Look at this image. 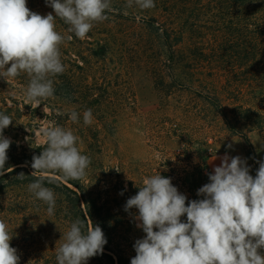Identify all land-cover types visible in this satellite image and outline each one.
I'll use <instances>...</instances> for the list:
<instances>
[{
    "label": "trees",
    "instance_id": "trees-1",
    "mask_svg": "<svg viewBox=\"0 0 264 264\" xmlns=\"http://www.w3.org/2000/svg\"><path fill=\"white\" fill-rule=\"evenodd\" d=\"M194 1L200 0H154L155 7L151 8L150 12L148 9H140L134 0L132 7H127L128 0H110L114 11L106 13L107 20L93 22V27L84 40L69 32L70 26L57 17L55 30L64 37L59 45L61 61L64 69L67 64L77 70L81 81L97 83L98 79L92 73L93 67L99 68L97 65L99 63L112 66L116 45L123 47L124 44H128L134 54H138L139 45L144 42V37L129 36L126 29L131 24H139L146 33H149V36L145 37V47L151 50L152 55L163 60L161 65L152 71L161 108L167 105L166 99L169 98L171 90L187 93L194 100L207 105L205 108L207 114L200 130L196 128L188 130L182 123L177 122L173 129L169 130V136L181 139L185 144V152L190 155L194 153L195 146L207 148L210 145V140H214L218 135L215 128L220 123L230 134L241 135L244 138L247 157L252 165V176L255 177L258 165L247 132L258 131L264 136V0H213L219 8L229 7V12L222 13L226 17L222 31L230 33L234 25L233 20L236 21L235 31L240 41L235 47L228 46V40L225 39L210 51L192 44L188 50L189 55L186 56L180 52V47L186 42V26L189 21V17L185 15L186 5ZM27 7L41 15L48 13L55 15L53 9L46 4V0H27ZM230 7L232 12L229 10ZM231 15L234 17L233 20ZM70 35L73 38L68 40L67 37ZM236 50L239 51L242 60L251 61L252 76L248 79V86L252 91L250 100H244L241 104H231V108H228L222 103L220 95L223 87L226 88L223 79L230 83L228 73L231 70L224 71L215 64L226 62V59H223L226 56H222L221 53ZM71 53L82 62L76 60L71 64L62 59ZM64 73L65 70L55 77L61 82L66 81ZM16 78H22L21 74ZM8 81V78L0 77V82ZM227 88L234 93H243L239 88L238 90L232 86ZM7 99V96L2 98L5 106ZM179 105L184 116L191 118L197 116V110L190 102L179 101ZM6 110L9 108L6 107ZM45 147H37L35 151L38 152L37 155ZM196 150L201 151L202 148ZM203 155L200 160L195 159L191 162L193 182L181 183L180 179L173 182L189 201L201 199L202 197L197 195V190L207 183V176L202 170L206 166H202L201 162H205L210 156L207 150H204ZM7 156L5 163L7 171L0 175V220L6 223L8 232L12 235L10 245L17 249L19 264H58L57 250L65 242V234L70 225L77 219L84 222L85 230L98 225L107 239L102 254L89 258L87 264H130L131 258L136 255L134 247L131 246V242L119 236L117 225L119 221L111 214L110 209L105 208L100 198L90 196L82 185L71 179H64L57 173L45 175L49 173L48 171L33 175L34 169L31 167L33 155L25 150L19 152L14 146L8 149ZM261 161H264V147ZM20 173H24L23 179L17 177ZM37 179H42L43 185L54 192L56 205L52 215L47 212L48 205L29 191L28 185ZM69 185L77 190L70 188ZM129 189H133L132 182H129ZM114 203H117V200ZM181 220L186 221V216L181 217ZM44 224H47L46 227ZM259 251L264 255V249Z\"/></svg>",
    "mask_w": 264,
    "mask_h": 264
},
{
    "label": "clouds",
    "instance_id": "clouds-1",
    "mask_svg": "<svg viewBox=\"0 0 264 264\" xmlns=\"http://www.w3.org/2000/svg\"><path fill=\"white\" fill-rule=\"evenodd\" d=\"M140 9L155 7L154 0H134ZM55 13L41 15L27 7V0H0V77L15 78L22 72L30 77L25 89L26 102L38 107L42 99L53 97L55 89L49 76L64 72L59 45L64 37L55 30L59 17L68 31L84 40L93 22L108 19L114 11L110 0H46ZM133 6L128 0L127 7ZM73 37H67L71 40ZM73 122L78 113L70 114ZM84 123H92V110L83 113ZM12 123L0 113V175H3L11 140L3 130ZM46 142L40 155H33L31 167L36 173L59 171L64 179H81L91 161L77 147L78 137L60 126L39 130ZM229 147H231L229 145ZM255 177L247 161L225 154L221 163L208 173L209 182L197 190L201 199L188 200L170 177L160 174L143 179L142 186L124 205L138 221L145 236L133 245L136 255L130 264H264V161H258ZM25 177L24 173L17 176ZM35 197L45 202L54 214L53 190L37 179L28 185ZM123 193H121L122 195ZM187 201V203H186ZM186 216V221L181 217ZM12 235L0 220V264H19L17 249L10 245ZM107 239L101 227L85 230L77 219L65 234L57 250L58 264H87L89 258L102 254Z\"/></svg>",
    "mask_w": 264,
    "mask_h": 264
},
{
    "label": "rangeland",
    "instance_id": "rangeland-1",
    "mask_svg": "<svg viewBox=\"0 0 264 264\" xmlns=\"http://www.w3.org/2000/svg\"><path fill=\"white\" fill-rule=\"evenodd\" d=\"M215 3L213 0H200L186 5L185 15L189 17V21L186 26V42L180 47L183 55H189L188 50L192 44L210 51L225 39L228 40V46L236 47L239 43L234 14L231 15L234 25L227 34L222 31L226 19L222 13L229 12V7L219 8ZM148 10L152 12L151 9ZM229 10L232 12L231 7ZM137 25L131 24L125 29L128 30L129 36L144 37L145 42L149 33ZM144 42L139 45L138 54H134L128 44L123 47L116 45L112 66L99 63V68L93 67L92 73L98 79L94 84L91 81H81L79 72L66 64V81L61 82L50 75L49 79L53 81L55 89L54 95L42 99L38 107L25 99V89L30 80L27 73L22 72V78H8V83L0 82V108L2 113L12 119V123L3 130V136L12 142L9 149L16 146L19 152L25 150L31 155H37V147L47 146L43 137L37 135L41 127L52 125L71 130L78 137L77 147L81 154L87 155L91 161L83 178L71 180L82 185L90 196L100 198L105 208L110 209L111 214L119 221V236L131 242V246L137 239L143 238L145 233L137 227L138 221L133 219L132 214H137L138 210L131 209L126 212L124 205L130 197L137 194L144 178L160 174L170 177L172 183L176 179H180L181 183L193 182L191 162L200 160L204 156V150H207L210 156L205 162H201L202 166H206L202 170L207 176V183L208 173L220 165L225 154L245 159L252 175V165L247 157L244 138L230 134L220 123L215 128L218 135L214 140H210V145L207 148L195 146L194 153L190 155L185 152V144L181 139L169 136V130H172L177 122L182 123L188 130H200L207 114V105L194 100L187 93L171 90L169 98L166 99L167 105L161 108L152 71H155L163 60L152 55ZM221 54L226 56L223 58L226 62H218L215 65L224 71H231L228 73L230 83L223 79L226 88L223 87L220 99L224 106L231 108V104L250 100L252 90L248 86V79L252 76L251 61L242 60L237 50ZM62 59L71 64L76 60L82 62L73 53L67 57L63 56ZM228 86H238L236 90L239 88L244 94L234 93ZM3 96L8 98L7 106L2 102ZM183 100L196 108L197 116L191 118L183 115L179 105V101ZM6 107L9 110H6ZM87 109L92 110V123L86 125L83 113ZM73 111L78 113L77 122L70 119ZM247 135L259 167L264 136L258 131H248ZM200 148L201 151L196 150ZM54 173L63 176L55 170L45 175ZM129 182L133 183L132 190L129 189ZM69 186L77 190L74 186ZM116 200L117 203H114ZM46 225L44 224L45 227Z\"/></svg>",
    "mask_w": 264,
    "mask_h": 264
}]
</instances>
